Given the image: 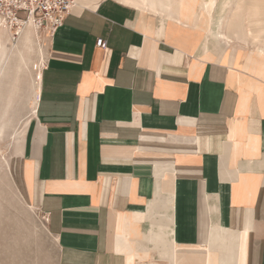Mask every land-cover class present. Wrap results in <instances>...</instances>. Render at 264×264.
Listing matches in <instances>:
<instances>
[{
	"label": "crops",
	"instance_id": "1",
	"mask_svg": "<svg viewBox=\"0 0 264 264\" xmlns=\"http://www.w3.org/2000/svg\"><path fill=\"white\" fill-rule=\"evenodd\" d=\"M237 3L75 0L29 31L43 66L10 175L58 264H264V33L240 35Z\"/></svg>",
	"mask_w": 264,
	"mask_h": 264
},
{
	"label": "rangeland",
	"instance_id": "2",
	"mask_svg": "<svg viewBox=\"0 0 264 264\" xmlns=\"http://www.w3.org/2000/svg\"><path fill=\"white\" fill-rule=\"evenodd\" d=\"M220 12L217 8L214 24ZM35 41L37 47L29 55L23 53L27 63L22 71L17 56L8 63L12 53L0 60V264H58L59 260L45 216L26 204L10 175L13 141L34 107L37 74L43 66L42 49ZM5 69L7 73L2 76ZM148 262L166 263L152 254L144 264Z\"/></svg>",
	"mask_w": 264,
	"mask_h": 264
},
{
	"label": "built area",
	"instance_id": "3",
	"mask_svg": "<svg viewBox=\"0 0 264 264\" xmlns=\"http://www.w3.org/2000/svg\"><path fill=\"white\" fill-rule=\"evenodd\" d=\"M75 0H0V32L10 36L15 43L25 32L49 37L64 24L75 7ZM96 46L105 47L103 40ZM48 221L47 217H44Z\"/></svg>",
	"mask_w": 264,
	"mask_h": 264
},
{
	"label": "bare ground",
	"instance_id": "4",
	"mask_svg": "<svg viewBox=\"0 0 264 264\" xmlns=\"http://www.w3.org/2000/svg\"><path fill=\"white\" fill-rule=\"evenodd\" d=\"M235 1V0H234ZM247 1H251L253 3H249L248 6H245V8L248 10V12L246 13V16H243V14H239V20L240 21H243V20H247L248 21V24H238L240 25V35H243V32H245V28L246 27L248 29V32H253V33H256L257 35L258 34H263L264 33V0H237V7L238 9H242V4L243 3H247ZM122 2V1H121ZM207 2V1H206ZM216 2V1H214ZM226 2V1H225ZM208 3V2H207ZM227 4V2L225 3ZM229 4V3H228ZM210 5V3H209ZM224 5V4H223ZM229 5H232V4H229ZM207 6V4H206ZM205 7V5H204ZM231 7V6H230ZM228 7V9L230 8ZM206 8V7H205ZM208 8V7H207ZM211 7H209L208 9H211ZM223 9V8H222ZM232 9V8H231ZM202 10V9H201ZM146 11V10H145ZM205 11V10H204ZM203 11V12H204ZM207 12V11H206ZM233 16V14H232ZM235 16V15H234ZM231 23V21L229 22ZM246 23V22H245ZM226 26V25H225ZM232 26V25H231ZM231 26L227 28V31H230L231 30ZM225 28V27H223ZM235 28V26H234ZM235 30V29H234ZM218 31V30H217ZM237 31V30H236ZM224 33V32H223ZM3 35V34H2ZM220 37L224 38V39H227V33L225 34H219ZM235 35V34H234ZM37 37V35H35ZM219 39V38H217ZM230 40V39H227V41ZM231 41V40H230ZM229 41V42H230ZM36 44V41L35 39L33 38V36L30 35L29 31H25L19 38H18V41L15 42V43H11L10 42V36L8 35V42L7 43H2L0 41V50H2L3 48L7 51V55H10V53L12 54H17L19 56V60H20V63H22L24 66L26 65V58H23L21 55H20V51L21 49H26L27 51L28 50H31V48L33 46H35ZM10 46V47H9ZM22 49V50H23ZM232 49V48H231ZM32 51V50H31ZM241 51V50H240ZM252 51V50H251ZM261 52L263 51L264 53V48H262V50H260ZM4 52V51H2ZM5 53V52H4ZM1 54V53H0ZM210 54V53H209ZM6 55V56H7ZM39 55L40 57L43 56V51L40 50L39 52ZM8 57V56H7ZM17 58V57H16ZM25 59V60H24ZM16 61V60H15ZM19 63V62H18ZM262 62H260V66L259 68H261L262 66ZM18 65V64H17ZM23 66V67H24ZM22 67V66H21ZM220 254V253H219ZM218 254V256H219ZM219 258V257H218Z\"/></svg>",
	"mask_w": 264,
	"mask_h": 264
}]
</instances>
